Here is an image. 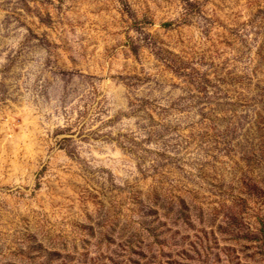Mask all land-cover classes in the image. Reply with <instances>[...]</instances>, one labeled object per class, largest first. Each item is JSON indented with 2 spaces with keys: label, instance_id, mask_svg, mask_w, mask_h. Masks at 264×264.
Listing matches in <instances>:
<instances>
[{
  "label": "rangeland",
  "instance_id": "1",
  "mask_svg": "<svg viewBox=\"0 0 264 264\" xmlns=\"http://www.w3.org/2000/svg\"><path fill=\"white\" fill-rule=\"evenodd\" d=\"M0 264H264V0H0Z\"/></svg>",
  "mask_w": 264,
  "mask_h": 264
}]
</instances>
